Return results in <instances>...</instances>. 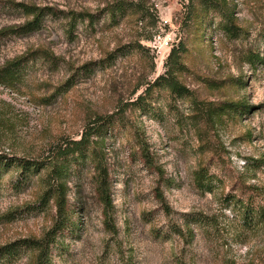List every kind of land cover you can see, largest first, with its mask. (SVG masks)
<instances>
[{
  "label": "rangeland",
  "instance_id": "obj_1",
  "mask_svg": "<svg viewBox=\"0 0 264 264\" xmlns=\"http://www.w3.org/2000/svg\"><path fill=\"white\" fill-rule=\"evenodd\" d=\"M224 1L232 35L198 2L189 18L181 0H0V70L17 68L0 81V264H36L45 238V264H264V0ZM168 33L182 48L159 68ZM86 131L59 178L49 162Z\"/></svg>",
  "mask_w": 264,
  "mask_h": 264
},
{
  "label": "trees",
  "instance_id": "obj_2",
  "mask_svg": "<svg viewBox=\"0 0 264 264\" xmlns=\"http://www.w3.org/2000/svg\"><path fill=\"white\" fill-rule=\"evenodd\" d=\"M183 3H187V7H188V11H187V17L191 18L192 16V9L194 7V4L196 2L200 3V5L207 10H220L224 13V16L227 18V25L224 28L225 32L227 34H234V31L236 30L235 25L233 24V19L231 14H227L226 8H224L225 6V1L224 0H181ZM226 7V6H225ZM228 9V8H227ZM28 14L29 15H34L35 12L33 9H29L28 8ZM41 24V15L39 13H37V15L35 16V19L31 22H28L26 25L23 26L24 30H34V29H39ZM182 44L177 45L176 48L173 47V49L170 52L169 55V59H171L174 56L178 55V52L180 51V49ZM184 50V48H183ZM257 59L260 60V58L258 56H256ZM250 62L253 63V60L250 59ZM17 68H16V63H10L8 64L5 68L0 70V81L3 80H11L14 78L15 74L17 73ZM168 86L171 88V90H173L174 92H182L183 88L180 87L177 83L175 82H169ZM230 110H234V109H239V108H245L246 105H242V104H236V103H230L229 104ZM89 131V130H88ZM88 131H86L83 135L82 138L79 141H72L69 144H67L65 147H61L58 148V151L55 153L56 158L58 157L61 161V164L58 162H49V164H51V171L53 173H56L59 178L62 179V177L64 176V167L67 164V162H70L71 159L73 158H77L78 156H82L84 155L85 150L87 149V145L90 143V133H92V131L90 133H88ZM28 163H25L24 166H27ZM203 170H201L199 173H197L195 181H196V185L199 189H207V190H211L210 188V183H205V179H206V175H204V172H202ZM63 186V185H61ZM103 196H102V201L105 204L106 207V216H109V212L112 208V201L111 198L109 197V195L107 194L106 190L103 188ZM64 198V194L61 193L58 197V203L60 204V209L59 212H62V199ZM258 215V219H260V222H264V210H260L257 212ZM62 216V215H61ZM107 219H110L107 217ZM62 220V219H61ZM58 226V225H57ZM57 226L55 228H57ZM48 239V238H47ZM46 238L41 240V241H31L30 247H33L35 250H38V255H37V261L36 264H45L46 260H47V249H48V245H49V240H47ZM46 241V242H45ZM10 248H13V246L11 247H7V249L9 250ZM11 250H9L10 252Z\"/></svg>",
  "mask_w": 264,
  "mask_h": 264
},
{
  "label": "built area",
  "instance_id": "obj_3",
  "mask_svg": "<svg viewBox=\"0 0 264 264\" xmlns=\"http://www.w3.org/2000/svg\"><path fill=\"white\" fill-rule=\"evenodd\" d=\"M173 46L174 39L171 37V33L164 36H158L156 42L154 43V51L159 68L164 66V63L169 57Z\"/></svg>",
  "mask_w": 264,
  "mask_h": 264
}]
</instances>
